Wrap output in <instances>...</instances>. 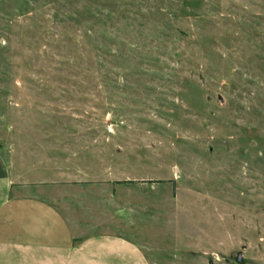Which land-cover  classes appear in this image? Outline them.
Segmentation results:
<instances>
[{
	"label": "rangeland",
	"instance_id": "1",
	"mask_svg": "<svg viewBox=\"0 0 264 264\" xmlns=\"http://www.w3.org/2000/svg\"><path fill=\"white\" fill-rule=\"evenodd\" d=\"M0 149L149 264H264V0H0Z\"/></svg>",
	"mask_w": 264,
	"mask_h": 264
},
{
	"label": "crops",
	"instance_id": "2",
	"mask_svg": "<svg viewBox=\"0 0 264 264\" xmlns=\"http://www.w3.org/2000/svg\"><path fill=\"white\" fill-rule=\"evenodd\" d=\"M65 194L61 180L15 181L0 149V264H149L123 234L82 232L60 206Z\"/></svg>",
	"mask_w": 264,
	"mask_h": 264
},
{
	"label": "water",
	"instance_id": "3",
	"mask_svg": "<svg viewBox=\"0 0 264 264\" xmlns=\"http://www.w3.org/2000/svg\"><path fill=\"white\" fill-rule=\"evenodd\" d=\"M241 253H239L238 259L240 258Z\"/></svg>",
	"mask_w": 264,
	"mask_h": 264
},
{
	"label": "trees",
	"instance_id": "4",
	"mask_svg": "<svg viewBox=\"0 0 264 264\" xmlns=\"http://www.w3.org/2000/svg\"><path fill=\"white\" fill-rule=\"evenodd\" d=\"M127 181V180H126ZM118 182H123V181H118Z\"/></svg>",
	"mask_w": 264,
	"mask_h": 264
}]
</instances>
